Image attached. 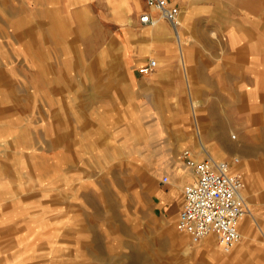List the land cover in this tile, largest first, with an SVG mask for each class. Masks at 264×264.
I'll return each instance as SVG.
<instances>
[{
    "label": "rangeland",
    "instance_id": "rangeland-1",
    "mask_svg": "<svg viewBox=\"0 0 264 264\" xmlns=\"http://www.w3.org/2000/svg\"><path fill=\"white\" fill-rule=\"evenodd\" d=\"M74 13L70 0H0V264H264V172L237 151L236 120L233 151L217 154V135L200 129L207 103L196 101L184 55L180 84L159 72L156 53L148 74L128 63L127 31L156 47L159 23ZM201 140L215 158H240L233 171L260 224L245 223L229 252L217 242L218 256L155 198L170 186L160 183L163 162L176 164L184 149L208 156ZM165 214L187 243L169 241Z\"/></svg>",
    "mask_w": 264,
    "mask_h": 264
},
{
    "label": "crops",
    "instance_id": "crops-1",
    "mask_svg": "<svg viewBox=\"0 0 264 264\" xmlns=\"http://www.w3.org/2000/svg\"><path fill=\"white\" fill-rule=\"evenodd\" d=\"M70 1L77 11L70 17H133L137 23L148 26L154 25L142 23L138 18L142 13H148L150 17H162L157 9L148 5L147 0ZM169 1L180 9L177 35L183 40V52L178 47L177 38L176 40L173 38L172 32L174 33L175 30L172 23L160 18L158 23L163 30L155 31V36L160 39L156 47L145 42L134 44L129 40L131 35L127 31L128 63L143 65L150 59L149 55L156 53L164 63L159 67V72L166 74L169 71V75L173 74L175 77V84H180L178 83L180 79L176 77L180 69L176 56L178 53L183 54L184 69L189 71L190 85L195 92L196 101L207 103L202 106L200 114L199 126L202 134L217 135L218 140L211 141L210 144L219 154V148L230 144V122L235 119L239 133L237 151L246 157V165L250 166L249 160L253 159L254 168L261 167L260 171L263 173L264 0ZM199 126L196 128L201 134ZM202 143H200L201 148ZM182 151L177 154L176 164L168 165L163 162L161 170L165 173L160 183L170 186L162 191L159 190L155 196L157 207L166 210L177 209V218L183 205L184 188L179 190L177 186L171 185L170 180L181 181L184 187L195 179L193 171L181 158ZM228 151L233 150H227L225 154ZM196 155L199 158L204 157L202 154ZM258 160L261 161L259 165L256 164ZM165 176L169 177V183L163 181ZM256 212L261 215L264 226V207H258ZM173 214H165L167 238L172 243L178 241L182 245V241L185 243L186 240L179 234L176 236L174 228L171 227ZM253 215L255 216L254 212ZM251 220L260 226L256 217L247 218L240 224V230L245 223L246 230H250L253 223ZM259 228L264 236V228L262 226ZM210 236L212 238L205 237L202 240H205L213 255L218 256L220 253L218 247L221 245L218 243V246L216 238Z\"/></svg>",
    "mask_w": 264,
    "mask_h": 264
},
{
    "label": "built area",
    "instance_id": "built-area-1",
    "mask_svg": "<svg viewBox=\"0 0 264 264\" xmlns=\"http://www.w3.org/2000/svg\"><path fill=\"white\" fill-rule=\"evenodd\" d=\"M147 3L178 31L180 9L177 5L169 0H147ZM158 19L148 13L140 17L142 23L151 25L157 24ZM156 66L157 60L150 58L139 71L148 74ZM181 158L195 179L184 186L183 205L176 222L178 230L190 235L194 242L214 235L225 251L231 250L242 236L241 218L252 213L243 175L233 171L240 158L225 160L206 156L200 159L190 149H184ZM163 181L169 183V177L165 176Z\"/></svg>",
    "mask_w": 264,
    "mask_h": 264
},
{
    "label": "bare ground",
    "instance_id": "bare-ground-1",
    "mask_svg": "<svg viewBox=\"0 0 264 264\" xmlns=\"http://www.w3.org/2000/svg\"><path fill=\"white\" fill-rule=\"evenodd\" d=\"M160 21V18L158 19V22ZM154 25H156V24H154ZM160 28V27H159ZM177 40H178V42H179V44H182V42H181V37L179 36V35H177ZM195 104V103H194ZM195 106V105H194ZM200 131V130H199ZM199 133V132H198ZM200 137V136H199ZM223 137H221V139H222ZM202 142V141H201ZM202 148L201 149H204L205 150V152L207 153V155L208 156H212V157H214L213 156V154H212V152L210 151V150H208L207 149V147H206V145L204 144V143H202ZM227 147L228 148H233V145L232 144H229V145H227ZM227 147H224V146H222V150H223V152H222V156L225 154V152L227 151ZM170 182H172V179L170 180ZM247 218H255V216L253 215V212L250 214V216H245V217H242L241 218V220H240V223H242V221H244L245 219H247ZM209 238H212V236H208ZM204 239V238H203ZM241 239H242V236H241ZM240 239V240H241ZM207 243V242H206ZM219 248V247H218ZM230 251V250H229ZM218 253V252H217ZM133 262V261H132Z\"/></svg>",
    "mask_w": 264,
    "mask_h": 264
}]
</instances>
